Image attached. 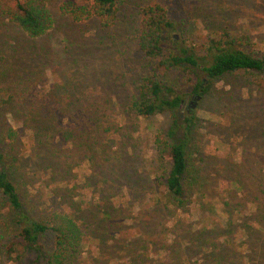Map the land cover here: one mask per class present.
Masks as SVG:
<instances>
[{"label":"rangeland","instance_id":"1","mask_svg":"<svg viewBox=\"0 0 264 264\" xmlns=\"http://www.w3.org/2000/svg\"><path fill=\"white\" fill-rule=\"evenodd\" d=\"M9 1L0 0V144L37 217L64 211L77 218L86 235L80 264H162L163 249L169 260H179L177 244L188 238L181 234H197L206 225L211 245L225 249L224 263L264 264V255L254 251L256 234L248 241L241 234L257 216L251 200L264 201V72L224 74L192 108L194 182L183 209L173 208L163 192L169 159L155 144L168 115L144 119L129 109L152 65L137 46L144 7L162 6L179 25L177 38L200 43L227 32L238 47L264 54V0H117L110 27L96 16L75 21L61 11L64 2L84 0H44L51 26L36 38L7 17ZM169 78L181 93L189 91L176 81L177 72ZM105 122L113 127L101 136ZM93 126L98 129L88 139L82 130ZM9 128L15 135L6 136ZM70 131L71 138L63 139ZM41 133L44 143L36 136ZM41 147L58 152L64 169L71 166L66 179L58 172L52 179L45 175L36 154ZM119 204L112 213L100 209ZM2 205L0 199L1 225L7 216ZM105 215L114 225L102 224ZM100 229L103 244L96 246L93 234ZM187 251L191 264L207 258L197 244Z\"/></svg>","mask_w":264,"mask_h":264},{"label":"trees","instance_id":"2","mask_svg":"<svg viewBox=\"0 0 264 264\" xmlns=\"http://www.w3.org/2000/svg\"><path fill=\"white\" fill-rule=\"evenodd\" d=\"M61 11L70 14L75 21H85L96 16L103 27H110L116 22L117 0H84L81 5L64 2ZM5 13L30 38L41 36L51 26L44 0H10ZM177 29L179 25L169 18L162 6L148 5L141 10L137 46L152 65L137 83L136 95L130 102L129 109L135 116L144 119L168 115L167 127L155 133V144L159 154L162 157L166 154L169 159V167L162 182L163 192L170 199L173 208L183 209L191 202L189 189L193 186L194 176L189 150L197 121L195 111L190 106H185L184 94L203 96L209 92L216 79L227 73L264 72V54L238 47L227 32H220L200 43H194L185 36L175 37L173 32ZM171 72H177L176 81L189 88L187 93H181L176 88L177 83L171 82ZM41 123L50 125L47 121ZM112 127L110 122H105L100 135L109 133ZM97 129L94 126L85 127L82 133L89 139ZM7 131L6 136L15 135L10 128ZM36 136L39 137L38 141L44 143L45 134ZM71 136L70 131L63 135V139L67 140ZM35 145L36 143L32 146ZM41 149L36 154L42 160L45 175L51 179L58 175L60 179H66L71 166L69 165L68 170L64 169V162L62 164L56 155L58 152ZM92 157L93 154L90 158ZM7 158V150L0 144V199L3 201L1 209L7 215L2 217V225L0 224V260L10 264H80L86 235L77 218L64 211L52 212L47 218L37 217L33 211L34 206L23 199L14 183L12 174L16 167L15 164L7 165ZM47 158L54 159L50 162ZM56 172L58 175H55ZM243 185L240 180V189H243ZM260 192L263 193L264 190L261 188ZM251 202L257 216L253 218L252 224L242 225L241 234L246 241L252 234H256L259 246L254 251L258 249L264 255V201L260 197H254ZM111 207L103 206L100 209L104 213H112L113 209L117 211L120 208V204L118 207ZM167 207L168 205L164 206L165 209ZM91 218L94 219L95 216ZM104 218L102 224L105 227L114 225L109 222L108 215ZM231 223L228 220V225ZM208 233L206 225L197 234H181L188 238H185V244H177L176 254L179 255V260H169L171 254L163 249L162 264H191V255L187 250L195 248L196 244L200 254L207 256L201 264H229L223 261L226 257L225 249L212 246ZM102 234L101 229L100 233L94 232L96 246L103 244ZM250 250L253 251V248ZM232 253L234 254L233 251ZM240 264L245 262L241 261Z\"/></svg>","mask_w":264,"mask_h":264},{"label":"water","instance_id":"3","mask_svg":"<svg viewBox=\"0 0 264 264\" xmlns=\"http://www.w3.org/2000/svg\"><path fill=\"white\" fill-rule=\"evenodd\" d=\"M201 96L200 95H192V102H191V108H194L196 105L197 101L200 100Z\"/></svg>","mask_w":264,"mask_h":264},{"label":"flooded vegetation","instance_id":"4","mask_svg":"<svg viewBox=\"0 0 264 264\" xmlns=\"http://www.w3.org/2000/svg\"><path fill=\"white\" fill-rule=\"evenodd\" d=\"M188 99H192V95H187L186 97H185V103L188 101ZM192 102V101H191ZM191 102H189L190 103V105H191Z\"/></svg>","mask_w":264,"mask_h":264}]
</instances>
